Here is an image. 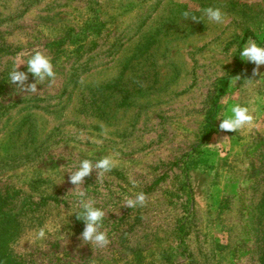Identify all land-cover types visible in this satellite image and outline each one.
I'll return each instance as SVG.
<instances>
[{
  "label": "rangeland",
  "instance_id": "obj_1",
  "mask_svg": "<svg viewBox=\"0 0 264 264\" xmlns=\"http://www.w3.org/2000/svg\"><path fill=\"white\" fill-rule=\"evenodd\" d=\"M249 39L264 47V0H0V264H264V77L240 58ZM36 51L55 81L21 92L9 73ZM235 104L256 127L219 130ZM104 156L115 167L80 186L105 211L97 248L69 176ZM141 191L146 206L124 207Z\"/></svg>",
  "mask_w": 264,
  "mask_h": 264
},
{
  "label": "clouds",
  "instance_id": "obj_2",
  "mask_svg": "<svg viewBox=\"0 0 264 264\" xmlns=\"http://www.w3.org/2000/svg\"><path fill=\"white\" fill-rule=\"evenodd\" d=\"M203 15L207 17L208 21L223 23L225 14L220 8L208 7L202 10ZM185 20L191 19L193 21H200L196 16H190L189 12L185 11L183 14ZM240 58L247 62H252L256 67L252 70V76L264 77L260 73L259 66L264 65V47L259 46L255 40L249 39L243 49L240 51ZM21 64L15 65L9 73L10 83L19 88L21 92L37 93V84L44 82L46 78L50 82H54L56 72L52 64L51 58L40 51H36L27 61V73H31L36 77L35 83H25L28 80V75L24 71H19ZM241 77L239 75L233 76L229 82V88L236 86L237 81ZM248 83L258 81L254 79H246ZM231 115H225V118L218 119L219 130L222 132H239L242 130H250L256 127V116L254 110H250L247 106L235 104L230 108ZM82 135V134H81ZM115 167L114 160L111 156H104L97 160L95 164L89 159H83L80 162L79 168L76 171L70 172L69 183L75 185L73 191H77L79 196L80 211L76 213L77 219L84 222L85 227L81 233V239L85 244L95 245L97 248H105L110 244V240L105 231H102L105 211L96 207V200L87 195L86 190L80 186L84 184V178L90 176L93 169L98 170L97 179L105 173L110 172ZM133 186L137 184L133 181ZM148 200L144 192H139L135 198H126L124 207L136 208L146 206ZM46 238V231L40 228L36 233L35 239L43 240Z\"/></svg>",
  "mask_w": 264,
  "mask_h": 264
},
{
  "label": "trees",
  "instance_id": "obj_3",
  "mask_svg": "<svg viewBox=\"0 0 264 264\" xmlns=\"http://www.w3.org/2000/svg\"><path fill=\"white\" fill-rule=\"evenodd\" d=\"M209 136V133L203 136V139H206Z\"/></svg>",
  "mask_w": 264,
  "mask_h": 264
}]
</instances>
